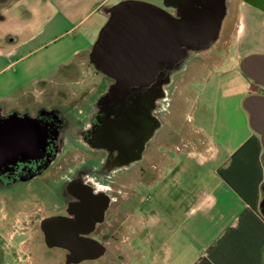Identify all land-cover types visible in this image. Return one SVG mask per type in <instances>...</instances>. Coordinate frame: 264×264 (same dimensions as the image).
Segmentation results:
<instances>
[{"label": "crops", "instance_id": "crops-1", "mask_svg": "<svg viewBox=\"0 0 264 264\" xmlns=\"http://www.w3.org/2000/svg\"><path fill=\"white\" fill-rule=\"evenodd\" d=\"M55 2L50 0L48 15L37 31L0 49V72L9 70L19 87L28 82L35 84L51 68L54 72L67 68L80 53L91 48L92 41L90 36L82 35L81 42H74L73 37L67 48L60 50L56 46L54 50L60 51L55 55L58 61L22 79L13 66L26 52L56 42L97 12L108 17L114 4L110 0H76L63 9ZM235 8L236 16L228 29L220 31L213 40H223L222 47L213 48V53L209 52L210 47L205 50L207 55L222 57L204 80L213 77L216 87L210 126L192 124L191 129L200 135L192 143L174 144L168 139L160 143L163 127L158 122L159 109H155L160 102L157 94L149 102L155 111L146 106L140 112L146 128L140 152L138 147L134 160L124 158L128 152H121L123 158L117 159L116 167L125 173L117 181L111 175L91 180L95 192H101L105 200L99 233L108 237L104 242L95 239L100 245L86 246L87 257L72 264H264V148L243 105L247 96L264 95V85L240 66L247 55H264V8L254 0H236ZM55 22L62 25L63 31L40 38ZM227 38L228 48L223 47ZM230 61L233 65L228 64ZM227 65L230 66L225 68ZM250 67L259 79V62L255 60ZM52 73L48 75L50 82L56 80ZM14 90L6 79L0 81L1 114L17 107L16 102L26 94L25 89ZM7 104L11 105L3 112ZM187 120L193 123L192 114H188ZM168 151L173 152L169 155ZM182 153L186 157L179 159ZM159 155L168 157L163 159ZM131 167L137 173L130 177L126 169ZM114 184L117 186L113 187ZM7 213L1 226L3 239L6 244H13L20 233L24 237L17 243L18 253L25 252L32 260V246L39 244L36 238L42 235V241H46L44 229L38 226L39 231L30 225L27 214L24 221L18 211L14 216ZM48 246L61 249L55 244Z\"/></svg>", "mask_w": 264, "mask_h": 264}, {"label": "rangeland", "instance_id": "rangeland-1", "mask_svg": "<svg viewBox=\"0 0 264 264\" xmlns=\"http://www.w3.org/2000/svg\"><path fill=\"white\" fill-rule=\"evenodd\" d=\"M121 1L124 0H110V4L114 3V6ZM141 1L159 2V0ZM75 2L76 0H56L55 3L58 7L63 6L61 8L64 9V7L66 8L71 5V3L74 4ZM49 3L50 0H7L6 2L0 3V13L3 15V17H1L2 19L0 18V49L11 46L18 39L31 31H37L41 26V21L48 15ZM58 20L59 19H56L55 21ZM107 20V16L97 12L87 23L70 33L68 32V35H63L56 42L31 53L26 52L27 54L21 61L13 66L17 67V71L22 79L42 70L47 65L53 64L54 61H58L59 58L55 57V55H58L60 51L54 50L56 46H58L60 50L64 47L67 48L73 37H75V39H73L74 42H81L82 35L86 37L90 36V40L92 41L91 48L88 51L80 53L74 59V63L70 64L67 68L62 67L60 70L56 69L55 72L54 68L47 70L39 76L40 79L35 84H30L28 82L22 87H19L16 85L14 78L10 77L11 74L9 70L5 72L1 71L0 81H5L6 79L7 82L14 85L15 92L20 89L26 90V94L21 97L22 100L16 102L17 107H15V109L19 111L26 110L28 114L34 116L36 108L39 106H45L47 108L57 107L60 110L66 111V113L74 119L76 118L77 121L83 124L84 128L88 126L86 117L88 116V112L91 111V104L95 103L100 92L105 90V93H103L100 98L101 100H98L101 102L100 105L102 107L101 111H98L97 117L99 119L101 112L105 113L109 110L112 112V106L115 105L113 102L117 100L116 97L120 94V90H118L119 88H117L115 84V79L99 70L90 57L92 47L99 36L101 28ZM53 31H63L62 25L59 22H55L40 38L47 36ZM222 41L223 40H219L211 47H220ZM225 41H227V43H225L223 47L228 48L230 38H227ZM207 54L206 51L200 54L191 52L192 58L183 70L173 72L167 79L161 81L157 85V89L159 90L157 94L160 95L158 96L160 102L155 109H159L158 115L160 120L158 122H161L163 127L162 135L159 136L160 140H158L160 143L162 141L166 143L168 140H172L174 144H181L182 142L192 143L200 138V135L191 129L192 124L198 127L210 126L214 110L213 98L215 96L216 87L213 77L207 82H204V80L208 77L210 69L218 66L222 57L221 55L211 56ZM230 62L228 64L233 65V62ZM214 64L217 66L214 67ZM230 65L225 66V68ZM50 72H53L51 76L55 73L53 78L56 80L52 82L48 81ZM129 91L133 92L132 88H125L126 94ZM107 95H110L109 103H107ZM121 98H123V95H121ZM143 104L144 102L142 101V105ZM9 105L11 104L4 106L2 109L3 112H7L6 110L9 109ZM105 106H109V109ZM188 114H192L193 123L187 120ZM106 115L107 114L101 115V119ZM137 117L143 122L141 113ZM74 129L76 133L78 132L75 135L66 134L58 136L59 133L49 132L48 135L52 143H54L55 137H59V140H62V144L66 145L65 148H70L66 151H60L61 161L57 163L56 167H51L52 170L50 168L45 171V181L39 177L27 176L23 182L13 183L10 187L7 186L8 188H6L5 184L3 185L0 183V264H65L64 251L54 247L50 248L46 244V241H42L41 234L40 238H36L39 244H36V242L34 246H32L36 254L32 251L30 257L32 260L28 259L25 252L18 253L17 249L18 241L24 236L18 233L14 237L13 244H6L7 241L5 238L3 239L5 234H2L1 226H3V218L4 220L7 219L4 217L5 212L9 211L7 214L14 216L18 211L20 212V216L22 214L24 221L25 214H27L26 219L29 224L34 225V227L39 230V218L41 217V211L45 208L43 207V202H45L46 207L49 205V202H51V195L48 191L47 184H55L62 174L68 173L69 166L73 165V163L79 165L87 163L90 166L101 168L99 165L106 163L107 158H112V156L113 158L115 157V159L123 158L117 146L96 138V134L93 132L91 133L92 130H87V133L90 134H80L81 131L79 128L75 127ZM169 131L170 133H168V136L164 134ZM173 133L174 137L172 136ZM161 136L164 137L162 138ZM143 142L142 140V143ZM172 152L173 151H168L167 153L170 155ZM134 156L135 155L129 154L124 158H126V160H134ZM160 156H162L163 159L168 157L167 155H159L158 157ZM185 157V153H182L179 159H184ZM101 160H103V162H101ZM59 165L61 166L59 167ZM75 168V166L72 167L71 173H73ZM5 170H7L6 162L0 165V172ZM98 171L100 172V170ZM55 172L57 173L55 174ZM124 173L123 170L120 172L119 170H114V172L109 173V175L114 177L113 179L117 181L120 174ZM136 173L133 167L126 169V174L130 175V177L134 176ZM92 179L99 180L100 176L99 179L95 177L90 178V180ZM62 182L61 178L55 185H61L63 184ZM116 186L117 184L113 185V187ZM18 254H20L24 260L19 258L20 256ZM81 264H85V262Z\"/></svg>", "mask_w": 264, "mask_h": 264}, {"label": "flooded vegetation", "instance_id": "flooded-vegetation-1", "mask_svg": "<svg viewBox=\"0 0 264 264\" xmlns=\"http://www.w3.org/2000/svg\"><path fill=\"white\" fill-rule=\"evenodd\" d=\"M6 1L0 0V3ZM148 3L153 5L151 7L156 12L152 17L155 26V30L152 32L153 43L150 44V47L135 48L134 51H129L128 55H121L120 63L123 67L133 68L137 72L136 75H142L146 69L155 70V72L148 83L140 82L129 86L133 92L129 91L126 94L125 89H118L120 94L113 102L115 105L112 106V112L110 110L105 113L101 112L99 119L97 117L98 111L100 112L102 107L99 101L105 93V90H102L96 98V102L90 106L91 111L86 117L88 126L84 128L76 118L74 119L66 111L57 107L39 106L36 108L34 116L28 114L26 110L19 111L15 108L5 114L0 113V124L25 121L31 123L36 129V142L32 147H23L13 151L0 163V165L4 162L7 163V170L0 172V183L5 184L6 188L13 183L23 182L27 176L39 177L45 181V171L56 167L57 163L61 161L60 151L69 150L70 147L65 148L66 145L62 144L59 137H55L54 143H52L48 135L49 132L59 133L58 136H61L77 134L78 132L74 131L75 127L79 128L80 134L92 130L91 133L96 134V138L112 143L118 147L120 152L134 155V152L140 147L139 143L144 139L146 131L143 122L137 116L146 106L147 110H153L149 102L159 92L157 85L173 72L183 70L192 58L191 52L200 54L216 43V41H212L202 48L186 46V39L197 38L204 32V17L193 15V13L201 10L219 13L221 22L217 35L223 29H228L230 20L236 16V0H159V2ZM126 11L125 8L123 14ZM1 17L3 15L0 13ZM212 47L209 51L211 53H213ZM110 52L113 53L107 42L99 48V53L103 57ZM106 97L107 103H109L110 95ZM141 100L147 105L145 103L142 105ZM105 107L109 109V106ZM105 114L107 115L101 119V115ZM116 165L117 158L115 159L113 156L107 158L106 163L99 165L101 168L90 166L87 163L83 165L73 163L69 166L68 173L62 174L59 178V180L62 178L63 184L55 185L59 180L55 184H47L51 202L47 207L43 202L45 208L41 211L38 223L46 232L49 243L55 244L64 251L65 264L67 258L76 260L83 256L87 257L88 252L84 245L90 243V240L86 238L106 241L107 234L99 233V228L103 223L102 214L105 200L101 192H95L93 181L90 178L99 179L100 176L99 180H101L103 175L106 176L113 173L114 170H118ZM74 166L76 168L71 173ZM93 222L98 226L95 225V227ZM75 233H79L81 237L74 239ZM76 242L83 244V247L70 251L69 249H72Z\"/></svg>", "mask_w": 264, "mask_h": 264}, {"label": "water", "instance_id": "water-1", "mask_svg": "<svg viewBox=\"0 0 264 264\" xmlns=\"http://www.w3.org/2000/svg\"><path fill=\"white\" fill-rule=\"evenodd\" d=\"M261 8H264V0H254ZM148 2L141 0H124L110 9V14L107 22L101 28L99 36L91 50V60L95 66L103 73L112 77L116 81L117 88L123 90L129 86L138 83H148L154 74L155 70L146 69L142 75H136L133 68L123 67L120 63L121 55H128L129 51H134L135 48L143 49L150 47L153 43L152 32L155 30L152 17L156 14ZM127 11L123 14L124 9ZM145 9L142 11L141 9ZM156 8V7H155ZM193 15H201L204 17L203 34L197 38L189 37L186 39V46L194 48H202L210 44L216 37L220 26L221 16L219 13H214L211 10L195 11ZM109 43L111 51L107 56L99 53V48L103 43ZM122 52V53H120ZM255 60L259 62L261 69L258 72V77L254 76L251 71V63ZM241 69L250 77L255 79L259 84L264 85V55L250 54L245 56L241 61ZM250 115V124L254 130L260 133L261 141L264 148V95L247 96L243 103ZM36 142V129L34 126L25 121H15L11 123L0 124V163L6 156L13 151L22 149L23 147L30 148ZM142 148L140 144L139 152ZM94 223V222H93ZM45 240L48 245V236L45 232ZM74 239H79V233H75ZM90 243L84 245L91 246L93 243H100L93 238H86ZM83 247V244L75 243L74 247L69 250H76ZM85 256L73 260L67 258L66 264L84 259Z\"/></svg>", "mask_w": 264, "mask_h": 264}]
</instances>
